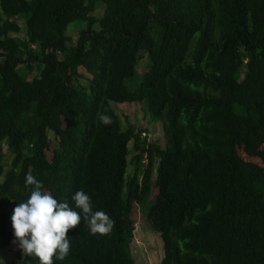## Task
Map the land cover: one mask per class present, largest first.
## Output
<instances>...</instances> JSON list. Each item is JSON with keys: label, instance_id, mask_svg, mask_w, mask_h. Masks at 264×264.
I'll list each match as a JSON object with an SVG mask.
<instances>
[{"label": "trees", "instance_id": "16d2710c", "mask_svg": "<svg viewBox=\"0 0 264 264\" xmlns=\"http://www.w3.org/2000/svg\"><path fill=\"white\" fill-rule=\"evenodd\" d=\"M0 9V253L14 243L10 215L31 175L70 206L87 193L114 222L107 235L84 220L69 229V254L54 264H137V204L161 236L160 264H264V0H0ZM19 16L26 39L12 36ZM113 104L142 107L165 146L147 124L130 118L124 129ZM9 264L39 262L17 246Z\"/></svg>", "mask_w": 264, "mask_h": 264}, {"label": "clouds", "instance_id": "9594fccd", "mask_svg": "<svg viewBox=\"0 0 264 264\" xmlns=\"http://www.w3.org/2000/svg\"><path fill=\"white\" fill-rule=\"evenodd\" d=\"M100 120L105 125L111 123L106 115ZM25 186H31L28 196L16 203L10 215L12 235L23 255L36 258L39 264H54V260L68 256L70 240L66 232L82 220L87 222L90 234L107 235L112 231L113 220L107 213L92 209L87 193H73L70 206L42 190L41 183L31 175H26Z\"/></svg>", "mask_w": 264, "mask_h": 264}, {"label": "rangeland", "instance_id": "374dc122", "mask_svg": "<svg viewBox=\"0 0 264 264\" xmlns=\"http://www.w3.org/2000/svg\"><path fill=\"white\" fill-rule=\"evenodd\" d=\"M102 7L98 9L95 13L96 17H101L104 5L101 4ZM1 14V9H0ZM17 23L20 26V32L14 33L12 36L18 37L20 39H26L27 37V18L23 16H19L16 19ZM86 28V24L79 22L72 25L69 29V35L76 41L78 39L79 32ZM150 62L147 54L141 53L140 61L137 66V72L140 77H144L145 73L149 70ZM81 75L85 78H89L84 69H80ZM36 74H34L35 76ZM85 82V80H82ZM113 108L115 109L117 115L120 117L122 126L124 129L127 128V121L131 118L132 122L137 127H143L145 124L148 125L149 134L148 139L157 141L161 146H165L164 133L161 124L155 125L151 119L145 115L142 111V107L139 105L133 104H122L117 105L113 104ZM52 139H55L53 135H50ZM56 144L53 145L55 148ZM7 148L5 147V151ZM240 156L246 160L255 162L260 164L261 162L258 159H250L248 158L241 150ZM135 166L130 164L128 168V174H133ZM3 182V178L0 179V186ZM155 191H152L151 199L154 197ZM149 211V206L146 207V211L143 207L138 204L135 207V222H136V230L134 232V239L131 244V251L133 258L135 259L137 264H160L164 257L163 250V242L159 233H156L146 217V213ZM17 250V244L13 243L11 247L5 251L0 253V264H9L14 260L15 251Z\"/></svg>", "mask_w": 264, "mask_h": 264}]
</instances>
